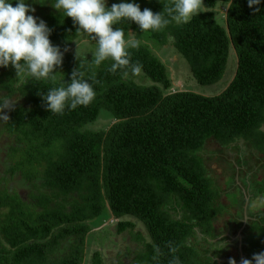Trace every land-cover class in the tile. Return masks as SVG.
<instances>
[{"label":"trees","instance_id":"1","mask_svg":"<svg viewBox=\"0 0 264 264\" xmlns=\"http://www.w3.org/2000/svg\"><path fill=\"white\" fill-rule=\"evenodd\" d=\"M136 3L155 13L172 0ZM203 3L208 10L187 24L148 32L135 22L114 26L139 41L116 72L108 70L111 60L96 66L69 52L47 82L0 67V264H109L107 249L114 264H169L173 256L209 264L207 242L219 248L226 239L214 216L230 214L216 207L220 189L202 156L206 146L222 152L233 145L243 168L226 163L225 170L242 202L243 190L264 196L254 167L264 168V2L259 12L247 0L230 8L225 0ZM53 12L50 40L64 51L82 35L71 17ZM168 42L188 66L181 87L155 52ZM74 71L90 78L94 100L49 112L41 93L70 82ZM103 112L109 124L92 127ZM111 213L116 233L135 245L130 260L114 248L119 241L103 244L93 235ZM247 240L250 255L263 251L264 230ZM228 247L218 253L228 255Z\"/></svg>","mask_w":264,"mask_h":264},{"label":"clouds","instance_id":"2","mask_svg":"<svg viewBox=\"0 0 264 264\" xmlns=\"http://www.w3.org/2000/svg\"><path fill=\"white\" fill-rule=\"evenodd\" d=\"M247 2L249 8L259 12L260 8L256 6L261 5L264 0H247ZM33 3L43 4L45 0H33ZM51 3L63 17L72 18L73 24L77 26L75 33L91 37L95 41V48L91 51V62L100 66L103 62L111 60L108 69L111 72L129 65L128 50L139 46L138 40L126 38L124 30L114 26L122 21H128L135 22L141 32L159 31L167 27L170 22L187 24L193 16L208 10L203 0H172L171 5L155 13L149 8L141 10L136 0H121L119 3L111 4L110 7L108 0H51ZM232 6L233 0H225L223 8ZM34 12L35 8L29 0H0V67L11 65L16 69L18 77L47 82L50 78L54 79L53 70L62 64L64 53L68 49L62 51L59 45L52 43L50 40L52 29L42 18L33 15ZM70 40H74L77 44V60L85 59L86 52L78 51L80 41ZM95 95L90 78H85L76 71L72 73L70 82L65 81L60 86L48 88L46 93H41L43 105L54 114H63L65 109L75 110L78 106H88ZM240 146L243 148V144ZM228 149L234 154L235 169L243 168L235 156L233 145ZM257 170V180L261 181L264 171L259 168ZM244 179L248 181V178ZM241 200L242 198L239 201ZM258 200L264 201L261 195ZM229 214L233 218L236 211L231 212L230 209ZM111 215L101 224L102 228L111 220H117L112 213ZM223 219H226L227 227H231L232 223L228 224L230 219L222 214L218 217L219 225L225 224ZM227 243L223 241L222 247L213 249L225 248ZM230 247L231 245L228 250ZM169 248L173 253L176 251L171 245ZM157 254L159 255V249ZM169 264H181V261L179 257L173 256ZM229 264H237L236 259L230 257ZM240 264H264V251L254 253L252 259L242 258Z\"/></svg>","mask_w":264,"mask_h":264},{"label":"rangeland","instance_id":"3","mask_svg":"<svg viewBox=\"0 0 264 264\" xmlns=\"http://www.w3.org/2000/svg\"><path fill=\"white\" fill-rule=\"evenodd\" d=\"M121 2V0H108V6L110 7L111 4L113 3H119ZM205 7L207 8V5L204 4ZM35 12L32 13L33 15H35L36 17L42 18L44 19V21L46 22L47 19H51L55 13L53 12L54 7H52V3L51 1H47L45 0V3L40 4L37 3L35 5ZM134 36L131 35L129 38H133ZM77 40L80 41V46L78 48V51L80 52H86L84 55L85 57H92V50L95 48V45H93L94 43H92V41H90L86 36H79L78 38H76ZM171 43L168 42L166 45L159 47L158 49L155 48V52L160 56V58L164 61L165 65L167 66V70L168 73L170 75L171 78H174L175 81H177L176 84H178L179 87H181V83L184 82V80L187 77V74H189L188 72V66L186 65L185 61L183 60V58L179 55H177L175 53L174 47L172 45H170ZM67 51L69 53H72V55H76V51H77V44L75 41L72 42V44L70 46L67 47ZM232 64V63H230ZM230 66V65H229ZM228 70V69H227ZM227 72V71H226ZM54 73V70H53ZM226 74V73H225ZM179 77V79H178ZM13 103H16L17 101L12 99ZM1 119V118H0ZM109 115L105 112H103L101 114V116L95 121L93 122V124H91L92 127H98V129H101L103 127L106 126V124H109ZM4 140V138L0 137V143H2ZM239 145H241V143H239ZM3 144L0 145V148L2 149ZM249 145H244L243 146V151L246 150V148L248 149ZM232 150L230 149H226L222 152H219L217 150H213L210 148V146H206V148H204L202 150V156L204 159L205 164L208 167V170L211 174H213V177H215V179H217V185L219 186L220 189V195L217 197L219 198V203L216 204L217 209H220L219 212H227L231 209L232 211H236L237 215H239L241 208H243V203L241 201H239L241 199V191L240 188L237 187L236 183H232V182H228V177L227 175V167L226 165H233L234 164V154L233 152H231ZM4 153V151H0V162H1V157L2 154ZM218 155V157H217ZM239 158H237L238 160ZM227 163V164H226ZM226 164V165H225ZM252 164V163H250ZM255 166V171L258 169V165L254 164ZM259 169H262L264 171V168L259 167ZM239 169H237L238 171ZM261 171V170H259ZM255 173H253L252 176H254ZM226 179V180H225ZM234 181V180H233ZM252 182V179H251ZM251 182L249 184H251ZM21 183H23V185L25 187H28L27 184V180L26 178L22 177L21 179ZM232 183V184H231ZM261 187L264 186V175L261 178ZM16 185V184H15ZM241 185V183H240ZM245 194H249L251 192H248L247 190L244 191ZM244 194V195H245ZM251 195V194H249ZM248 197V196H247ZM216 199V196H215ZM250 199V198H249ZM258 199V198H256ZM262 199L264 200V196H262ZM248 200V199H247ZM239 201V202H238ZM261 201H257V206L255 207L256 209L261 207L263 204H260ZM222 204V205H221ZM233 209H232V208ZM262 209H264V207H261ZM254 208H252L253 210ZM226 210V211H225ZM217 216V217H216ZM219 214H215L214 217H216L215 219H218ZM261 219L264 220V216H260ZM223 222L226 223V219L222 220ZM117 220H111L109 224H107V226L105 225L106 229L102 230L103 228L97 226L94 228V230L96 232H94L93 235H95L97 233V235L95 236L96 238H98V240H100L101 242H103V244L106 243H117L119 241V243L116 245V247H114L116 250L117 249H121V257L123 260H130L134 247L135 245L131 242V240L129 239L127 233H122V234H117L115 231L114 223H116ZM230 223H235V220H230L228 221V224ZM218 226L217 228V232H222L220 236H226L225 235V231L226 228L223 225H216ZM112 234V236H111ZM91 235V237L93 236ZM233 236H226L225 241H227V245H231V239ZM220 238V237H218ZM203 242V243H202ZM199 241V243L201 244H206V242L204 241ZM215 242L213 240H209V242H207V246L205 247L206 250V255H210L212 256L210 259V263L209 264H229V258H235L237 261V264H240V260L242 258H244L243 252L241 251V247L239 246L237 250L235 249H227L228 250V255H220V253H218L219 249H216L214 251L213 249V244ZM94 245L93 239H91L90 243L88 245ZM130 246L131 249H128L127 247ZM90 247V246H89ZM216 247H219V245L217 244ZM114 250V249H112ZM105 255L109 264H114V252H111L110 250H105ZM242 256V258H241ZM247 258V257H246ZM247 259H251V258H247Z\"/></svg>","mask_w":264,"mask_h":264},{"label":"crops","instance_id":"4","mask_svg":"<svg viewBox=\"0 0 264 264\" xmlns=\"http://www.w3.org/2000/svg\"><path fill=\"white\" fill-rule=\"evenodd\" d=\"M243 194L244 190H243ZM251 194V195H249ZM245 194L243 201L245 202L243 205V208H241V211L239 215L237 213L233 218L228 217L230 220H235V223L231 224V227H227V223H225L223 226H225L226 231L225 235L233 237L230 238L231 242H237V244L241 247V251L243 252L244 258H251L253 257V254L250 255L249 252H246V244L248 243V236L252 234H257V232L263 228L264 230V220L260 218V216H264V209L261 207L255 208L258 204L257 201H259L257 196H255L253 193ZM248 196V197H247ZM250 198V199H249ZM248 199V200H247ZM264 201H262L260 204H263ZM247 208L249 211H247ZM252 208H254L252 210ZM247 211V212H246ZM242 212V215H240ZM230 249H234L231 248ZM236 250V249H235ZM264 251V247H263ZM242 258V256H241Z\"/></svg>","mask_w":264,"mask_h":264},{"label":"water","instance_id":"5","mask_svg":"<svg viewBox=\"0 0 264 264\" xmlns=\"http://www.w3.org/2000/svg\"><path fill=\"white\" fill-rule=\"evenodd\" d=\"M225 13H227V9L225 10ZM233 50H234V48H233ZM111 219H112V215H111V217H110ZM107 223V222H106ZM103 225H101L100 227H102Z\"/></svg>","mask_w":264,"mask_h":264}]
</instances>
